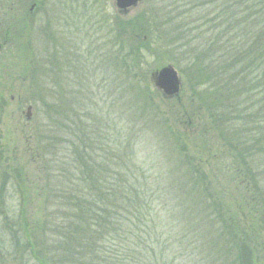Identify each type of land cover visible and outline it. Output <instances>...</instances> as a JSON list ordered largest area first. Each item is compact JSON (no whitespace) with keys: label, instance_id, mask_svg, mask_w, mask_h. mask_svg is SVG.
I'll use <instances>...</instances> for the list:
<instances>
[{"label":"trees","instance_id":"trees-1","mask_svg":"<svg viewBox=\"0 0 264 264\" xmlns=\"http://www.w3.org/2000/svg\"><path fill=\"white\" fill-rule=\"evenodd\" d=\"M209 2L220 7L219 19L205 18L198 26L194 22L199 19L192 21L188 13L175 18L180 22L169 40L171 56L184 58L192 76L204 82L207 93L198 95L199 105L208 106L210 132L218 126L220 136H231L226 145L234 155L215 172L239 180L227 190L207 182L206 163L197 157H183L179 167L161 166L158 177L148 175L120 149L122 134L115 132L111 147L98 151L97 135L77 134L73 120L60 129L62 107L49 104L44 106L46 120L56 121L57 130L49 126L50 134L30 149L35 157L30 160L42 162L38 172L47 178L33 189L34 198L40 189L48 193L43 221L33 213V231L26 229L31 259L39 264H264V217L260 221L255 212L264 204L258 181L264 174L257 178L250 167L251 160L264 156V44L256 45L264 34L252 45L244 31L249 21L264 26V0ZM191 22L195 26L190 29ZM154 30L163 31L158 23ZM215 31L220 35L214 37ZM155 43L154 49L166 44L160 36ZM138 45H129V54L120 58L126 68L131 61L135 72L146 64L145 44ZM186 116L192 123L199 118L201 130V109H190ZM63 128L75 141L66 148L58 135ZM199 128L180 132L175 141L187 146ZM122 158L130 165L119 164Z\"/></svg>","mask_w":264,"mask_h":264},{"label":"rangeland","instance_id":"rangeland-1","mask_svg":"<svg viewBox=\"0 0 264 264\" xmlns=\"http://www.w3.org/2000/svg\"><path fill=\"white\" fill-rule=\"evenodd\" d=\"M209 1L143 0L127 15H121L115 0H49L48 26L43 31L40 26L32 34L21 30L11 33L10 44L0 55V264H39L29 257L24 242L30 238L27 227L33 231L31 215L36 213L35 220L43 221L46 214L48 193L40 189L35 199L33 189L42 187L47 178L38 172L42 162L34 164L30 160L35 158L30 157V149L50 134L49 126L57 130L56 121L46 120L49 117L44 106L49 104L62 107L60 129L73 120L77 134L97 135L98 151L111 147L115 132L122 134L120 149L132 154V164L148 175L158 177L161 166L179 167L183 157H197L206 163L203 169L208 174L207 182L219 183L227 190L239 180L215 172L234 155L226 145L231 136H220L218 126L210 132L212 122L206 121L205 114L208 106L199 105L198 95L207 93L206 87L202 89L204 82L192 76L184 58L171 56L170 39L180 22L175 18L188 13L192 21L199 19L194 22L198 26L205 18H218L220 7ZM157 15L161 18L155 20ZM157 23L163 29L159 33L154 30ZM194 23L189 24L190 29ZM244 31L253 45L264 34V26L253 20ZM217 35L220 33L215 31L214 37ZM159 36L166 44L154 49ZM260 41L257 46L264 44V36ZM123 42L126 47H122ZM141 43L146 47L145 54L141 53L146 64L135 72L131 61L126 68L120 58L129 54V45L139 47ZM167 66L179 73L182 88L178 97L166 98L154 85L155 73ZM28 107L32 111L26 120ZM193 108L202 110L206 126L201 130L199 118L192 123L186 116ZM196 128L201 133L187 146L175 141L176 135L182 136L180 132H195ZM58 135L65 148L75 143L64 128ZM35 152L39 153L36 148ZM119 164L130 165L125 158ZM250 164L255 175L264 174V156ZM258 181L264 189V178ZM27 200L28 205L23 204ZM255 212L261 221L264 204H258Z\"/></svg>","mask_w":264,"mask_h":264},{"label":"flooded vegetation","instance_id":"flooded-vegetation-1","mask_svg":"<svg viewBox=\"0 0 264 264\" xmlns=\"http://www.w3.org/2000/svg\"><path fill=\"white\" fill-rule=\"evenodd\" d=\"M49 0H0V44L2 52L10 44L12 32L29 34L40 26H48Z\"/></svg>","mask_w":264,"mask_h":264},{"label":"water","instance_id":"water-1","mask_svg":"<svg viewBox=\"0 0 264 264\" xmlns=\"http://www.w3.org/2000/svg\"><path fill=\"white\" fill-rule=\"evenodd\" d=\"M119 13L121 15H127L132 9L137 8L143 0H115ZM1 52V45H0ZM154 85L167 97H175L180 93L181 80L177 71L171 67H165L154 75ZM30 110L28 111L27 118H30Z\"/></svg>","mask_w":264,"mask_h":264}]
</instances>
